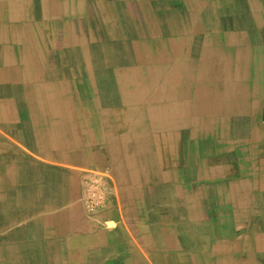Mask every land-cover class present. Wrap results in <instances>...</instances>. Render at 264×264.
I'll list each match as a JSON object with an SVG mask.
<instances>
[{"label":"crops","instance_id":"obj_1","mask_svg":"<svg viewBox=\"0 0 264 264\" xmlns=\"http://www.w3.org/2000/svg\"><path fill=\"white\" fill-rule=\"evenodd\" d=\"M89 1L88 11L81 19L86 20L90 28L97 24L90 22L89 8L93 1ZM154 2L141 4L140 14L148 16V23H143L138 33L130 31L114 37L99 24L101 33L100 29L96 30L92 42L85 45L67 42L68 31L64 28L69 20L77 27L83 23L70 18L66 12L45 14L41 0L18 4L14 16L7 13L0 17V29L6 30V34H2V50L8 47L16 57L19 107L35 101L38 113L31 114L42 119L36 122L34 136L32 133L24 135L22 142L13 144L18 156L16 171L22 164L32 166L33 170L25 175L16 173L8 177L4 173L6 165L0 161V244L4 247L0 248V264H264V183H251L259 182L264 174L256 176L251 164H241L244 163L243 147H236V156L224 162L227 166L224 173L203 174L205 169H213V166L210 155H200L198 142L201 139L194 135L192 126L180 128L175 145L170 147L163 140L164 129L152 126L147 120L149 113L127 116L109 110L98 113L101 107L111 106L107 103L108 95L118 90V83L120 86L122 82L120 74L129 67L127 52L120 55L127 65L108 60L106 41L108 44L114 40L127 43L126 47H134L137 41L161 44L168 42L176 34L174 28L187 20L185 16L190 13L192 4L194 7L203 5L201 12L206 7L204 17L201 12L198 14L206 26L214 18V5L220 10V17L216 18L236 22L233 11L240 6L237 15L246 12L250 15L253 12L251 4H254V0ZM47 4L53 8V2ZM221 7L230 13H222ZM157 16L156 21L165 18L163 20L167 25L171 23V27L160 29L158 21V30H151L150 24H154L153 19ZM190 35L201 38L199 47L206 38L203 32L201 35L190 32ZM68 84L72 87L70 95L64 94L61 86ZM129 88L132 89L129 85L125 92ZM68 99L75 101L79 113H68L67 108L60 113L58 104L53 109V103ZM91 107L95 113L90 112ZM141 124L145 126L141 133L146 138H157V144L153 140L148 144L147 141L139 146L136 144L134 134L138 133ZM38 127L44 131L38 132ZM0 133L6 137L4 132ZM45 142L50 143L44 145ZM20 143L33 153L38 147L49 146L94 152L99 159L73 162L47 158L45 163L27 152ZM207 146L209 152L211 144ZM52 163L75 165L83 171L78 170L75 175L62 173L56 178L47 167ZM43 164L49 172L38 174V165L42 168ZM84 169L93 173L87 176ZM85 180L97 185L96 191L101 198L104 194L96 209L86 203L85 187L88 184H83ZM246 180L245 186L237 185ZM57 184L60 189L54 188ZM246 194L252 197L251 204L240 211L238 201H244ZM107 195L108 204L104 203ZM10 205L16 216L13 222L5 213ZM60 213L65 215L68 224L63 233L58 230V223H53L54 216ZM10 245L17 246L15 253L11 252Z\"/></svg>","mask_w":264,"mask_h":264},{"label":"bare ground","instance_id":"obj_2","mask_svg":"<svg viewBox=\"0 0 264 264\" xmlns=\"http://www.w3.org/2000/svg\"><path fill=\"white\" fill-rule=\"evenodd\" d=\"M48 1L53 2V8L48 6ZM92 1L93 3L90 4L91 8H89L91 14L89 17L90 22H95L97 26H91L90 28L86 25V20L81 19L88 11L86 6L89 5V0H87L88 4L86 0H41V3L45 14L52 13L57 15L66 12L70 18L77 19V22L80 24L83 23V26L79 25L77 27L76 24L69 20L68 24L64 27L68 31L67 42L75 45L78 42L84 45L92 42L93 33L99 29V33L102 31V26L100 28L99 24H103V28L106 27V30H108L106 33L110 32L114 37H118L130 31L133 34L138 33L143 23H148V16L140 14V9L142 5H146L151 0H141L142 5L139 1L135 0ZM152 3H155L154 0H152ZM252 3H254L251 4L253 12H250V15L247 12L244 15L242 13L237 15L240 11V6L234 11L232 10L236 15L235 17H237L238 21L236 22H232L230 19L216 18L220 17V10L219 6L214 5L212 7L214 15L211 23L212 27H210V23L206 26L205 22L200 21L198 18V14L204 6L197 5L194 7L192 4L190 13L187 11L189 14L185 16L187 20L179 23L174 28L175 35L178 34V36L174 35L168 42L161 44H148L147 42L137 41L135 44L133 43L134 48L132 46L126 47L127 43H118L116 40L109 44L106 41V50L109 53L108 60L110 62L111 60H115V63L118 64L127 65L128 63L129 65L127 66L129 67L120 74L122 82L120 86L118 83V90L108 95L109 99L106 101L111 105L112 109H109V106L106 108L107 110L101 107L98 113H107L108 110L117 113L119 116L121 113H125L124 116L130 113H149L150 118L148 117L147 120L152 122V126L164 129L163 140L165 144H170V147L175 145L177 132L180 128L192 126L194 135L201 139L198 142L200 155H210V162H212L213 166V169L210 168L211 171L207 168V171L205 169L203 174L208 173L216 176L221 174V172L224 173L227 169L224 162H228L232 157L236 156V147L238 146L239 148H244L243 155H241L244 163L241 164H251L254 167L256 176L264 174V2L254 0ZM18 4L27 5L28 0H0V17L7 13L14 16L17 13L15 8H18ZM223 7L230 8V6ZM186 8L189 9V7ZM221 11L222 13H230V11H225L222 7ZM156 18L158 16L153 19L154 24H150L151 30H158V21L161 23L160 29L162 27H164L163 29L171 27V23L167 25L166 21L163 20L165 18L162 21L160 19L156 21ZM102 21L104 23H101ZM0 31V132H4L5 136L11 138L10 140L7 137H2L3 135L0 133V161L5 163L6 169L4 173L9 177L10 175L15 176L16 173L25 175L26 172L29 173L33 170L32 166L22 164L19 171H16L18 156L13 144H18L19 141L22 142L24 135L32 133L34 136L33 133L37 129L36 122H40L42 119L31 114L38 113L35 101L26 102L21 109L19 107V102L16 98L18 94L16 57L10 48L6 47L2 50L1 40L4 39L6 30L0 29ZM190 32L197 35H201L202 32L206 34V38L202 40L203 42L200 44V47L198 40H201V38L199 36L192 38ZM3 33L4 35L2 36ZM251 40L255 41L254 44L249 43ZM100 41L102 42V40ZM90 48L89 50H91ZM126 52L129 54V62L127 63L124 61L125 59L120 57V55L126 54ZM129 85L132 89L129 88L125 92V89ZM61 86L64 94H72L70 84ZM28 93L29 90H27ZM57 104L59 105L60 113L66 110V108L68 113H79L76 110L75 101L72 99H68L67 101L62 100L52 105L54 107ZM44 107L47 109L46 106ZM91 108L90 112L95 113L94 108ZM53 109H56V107ZM136 126L138 127V124ZM140 127L137 130L138 133L134 134L138 146L139 143L143 144L145 141H147V144L148 141L152 140L154 144L158 143L157 138L152 136L146 138L142 134V130L145 127L144 124H141ZM37 131L42 133L44 130L40 128ZM133 139L131 140L133 141ZM47 143L50 142H45L44 145H48ZM208 144H211L209 152ZM36 145L39 144L36 143ZM24 148L26 147L24 146ZM33 151L54 160L95 162V160L99 159V156L94 152L78 149L49 148L48 146L45 148L38 147ZM132 156L130 155L129 157ZM153 160L155 161L156 159L154 158ZM41 167H51L52 169L53 165L46 167L43 164ZM41 171L39 170L38 174L42 173ZM59 173L62 172L59 171ZM69 175H75V172L71 171ZM262 178L264 177H261L259 182L251 183L262 184L264 183ZM14 182L15 184L16 182L19 183L18 181ZM14 182H11V184L13 185ZM83 184H88V181H83ZM245 184H247V180L237 183L240 186H245ZM54 186V188H61L59 184ZM94 186L96 187V185ZM167 187L169 188V186ZM6 188L11 189L12 187L6 186ZM0 189L2 190V188ZM232 190L235 191L236 189L233 188ZM103 195L101 194V198L96 192V199L99 200L98 206L102 203ZM250 198L252 197L246 194L244 201L241 199L238 201L240 211H243L244 206L251 204L252 200ZM104 199V203L108 204L109 196H104ZM257 199L256 197L255 201ZM86 203L88 205L87 199ZM5 213L9 214V218L13 222L14 217H16L13 216L14 207L10 205L9 211L5 209ZM17 214L20 216L24 215L22 212H17ZM64 217L65 215L61 213L54 216L53 223H58V230H61L60 233L65 232L64 230L68 226L67 220ZM9 247L11 252L15 253L17 246L10 245ZM0 248H4L2 244H0Z\"/></svg>","mask_w":264,"mask_h":264},{"label":"rangeland","instance_id":"obj_3","mask_svg":"<svg viewBox=\"0 0 264 264\" xmlns=\"http://www.w3.org/2000/svg\"><path fill=\"white\" fill-rule=\"evenodd\" d=\"M205 9H206V7L203 9V11L201 12L202 13V15H201V17H204L203 15H204V12H205ZM104 33H105V31H104ZM105 35V34H104ZM254 40H251V41H249V43H253L254 44ZM104 50H105V48H104ZM80 54V52L78 53V55ZM111 62H115V60L114 61H112L111 60ZM255 97H257V96H255ZM262 110H263V108H262ZM2 137H4V136H2ZM7 138H9L10 140H11V138L9 137V136H6ZM23 148H24V146L23 145H21ZM26 149V148H25ZM27 150V152H29V153H31V154H33L34 156H36V158L38 159V160H41V161H45V163L47 162L46 161V159H47V157H44V156H42V155H39V154H37V153H33L32 151H30L29 149H26ZM53 164V168H52V171H53V175H54V177H56V178H59L60 177V175L62 174V173H66V172H68V173H70L71 171H73V172H75L76 173V171H78V170H80V171H83V169L82 168H80V167H78V166H75V165H66V164H57V163H52ZM59 166V167H57V166ZM46 166V165H45ZM48 166V165H47ZM48 169H51V167H48ZM39 170H42L41 172L42 173H45V172H49V171H46L44 168H38V171ZM58 170V171H57ZM59 171H61L62 173H59ZM84 171H85V175L87 174V176H88V174L89 173H93V171H91V170H87V169H84ZM90 182H93V181H90ZM95 184L94 183H90L89 185H86V198H85V200L87 199L88 200V205L90 206V200L92 201V199H95L94 197L96 196V190H98V188L97 187H95L94 186ZM97 186V185H96ZM89 191V192H88ZM94 193H95V195H94ZM88 196V197H87ZM90 199V200H89ZM97 200V199H96ZM96 200H94V202H92V204H94V205H96ZM98 202H99V200H97ZM91 207V206H90Z\"/></svg>","mask_w":264,"mask_h":264},{"label":"built area","instance_id":"obj_4","mask_svg":"<svg viewBox=\"0 0 264 264\" xmlns=\"http://www.w3.org/2000/svg\"><path fill=\"white\" fill-rule=\"evenodd\" d=\"M94 195H95V193H94ZM95 199H92V201L90 200V206H91V208H95L98 204H99V202L96 200V196L94 197ZM94 200H96V205H94V204H92V202H94Z\"/></svg>","mask_w":264,"mask_h":264}]
</instances>
